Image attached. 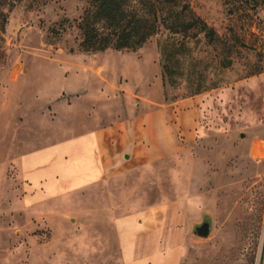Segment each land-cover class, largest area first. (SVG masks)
<instances>
[{
	"label": "rangeland",
	"instance_id": "rangeland-1",
	"mask_svg": "<svg viewBox=\"0 0 264 264\" xmlns=\"http://www.w3.org/2000/svg\"><path fill=\"white\" fill-rule=\"evenodd\" d=\"M181 2L213 36L161 27L134 50L85 52L96 3L0 0V264H175L178 249L182 264H264V0ZM156 110L175 150L158 130L152 158L129 152L98 182L56 189L52 161L23 163ZM142 212L164 220L131 231L145 261H122L116 220Z\"/></svg>",
	"mask_w": 264,
	"mask_h": 264
},
{
	"label": "crops",
	"instance_id": "crops-1",
	"mask_svg": "<svg viewBox=\"0 0 264 264\" xmlns=\"http://www.w3.org/2000/svg\"><path fill=\"white\" fill-rule=\"evenodd\" d=\"M165 116L164 110H156L140 120L136 127L131 128L126 123H119L112 124V127L90 130L59 145H52L39 153L26 155L23 163L29 168L34 161L41 163L52 161L51 165L54 169L51 173H54L57 178V181H54L56 189L62 190L95 183L104 177L111 166L112 168L115 166L120 156L136 152L138 156L150 158L151 153H155L160 148L156 141L158 130L166 137L168 136L169 141L174 145V151L173 129L167 124ZM178 124L183 126L180 121ZM27 178L35 180L32 175H28ZM141 214H143L142 217L141 215H127L116 220L115 224L117 228H120L119 242L122 261L131 263L145 261L149 251L145 250L144 255H138L135 247L147 246L149 243L143 242L141 238H133L130 235L131 231L133 232L134 228V230L141 229L148 223L157 225L160 218L164 220L162 216L154 217L148 212ZM178 238L179 241L182 240V233L178 235ZM180 253L181 250L178 249L175 254V264H182Z\"/></svg>",
	"mask_w": 264,
	"mask_h": 264
},
{
	"label": "trees",
	"instance_id": "trees-1",
	"mask_svg": "<svg viewBox=\"0 0 264 264\" xmlns=\"http://www.w3.org/2000/svg\"><path fill=\"white\" fill-rule=\"evenodd\" d=\"M92 13L86 12L78 23L80 48L85 52L106 49L134 50L161 27L173 34L187 35L191 30L213 36V30L196 17L181 0H91ZM161 5L178 6L172 17L158 15ZM193 35V34H191Z\"/></svg>",
	"mask_w": 264,
	"mask_h": 264
},
{
	"label": "water",
	"instance_id": "water-1",
	"mask_svg": "<svg viewBox=\"0 0 264 264\" xmlns=\"http://www.w3.org/2000/svg\"><path fill=\"white\" fill-rule=\"evenodd\" d=\"M127 157V155H125ZM211 229V222L209 218H203L202 222L194 226L193 233L202 238H206Z\"/></svg>",
	"mask_w": 264,
	"mask_h": 264
}]
</instances>
